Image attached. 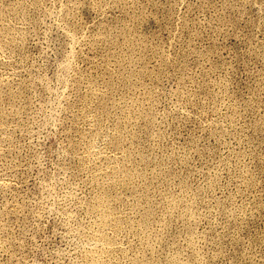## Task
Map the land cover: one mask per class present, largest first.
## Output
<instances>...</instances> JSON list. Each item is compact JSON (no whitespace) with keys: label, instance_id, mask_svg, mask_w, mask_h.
I'll use <instances>...</instances> for the list:
<instances>
[{"label":"rangeland","instance_id":"1","mask_svg":"<svg viewBox=\"0 0 264 264\" xmlns=\"http://www.w3.org/2000/svg\"><path fill=\"white\" fill-rule=\"evenodd\" d=\"M0 264H264V0H0Z\"/></svg>","mask_w":264,"mask_h":264}]
</instances>
